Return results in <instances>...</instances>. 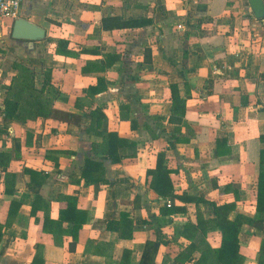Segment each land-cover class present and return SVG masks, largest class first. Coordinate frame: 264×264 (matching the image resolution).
<instances>
[{"label":"crops","instance_id":"1","mask_svg":"<svg viewBox=\"0 0 264 264\" xmlns=\"http://www.w3.org/2000/svg\"><path fill=\"white\" fill-rule=\"evenodd\" d=\"M21 19L45 29L46 38L20 44L11 38L12 21L0 26V152L14 156L18 148L20 153L7 173L0 167V223L11 202L21 205L13 226L3 231L0 264H32L35 244L44 247L45 264H120L125 250L132 251V264H138L146 242L156 239L169 244L161 248L156 264H182L177 256L187 242L181 233L196 220V207L185 205L187 212L173 215L170 224V217L161 215L170 199L151 190L152 178L147 176L159 153L166 156L176 195L236 201L231 219L238 214L264 219L256 212L264 149V20L255 19L247 0H29ZM133 22L140 25L120 29ZM178 25L184 30L178 31ZM60 39L70 42L76 57L56 54ZM82 49L99 53H80ZM107 54L119 61L104 70ZM15 63L36 73L38 89L46 82V71L51 72L49 102L82 115L81 126L43 118L5 119L1 111L18 76ZM88 64L94 65L84 73ZM99 78L106 79L107 91L94 97L84 94ZM172 85L186 100L180 124L169 123ZM77 101L85 111L76 109ZM96 108L105 115L101 132H115L129 143L118 149L121 161H104L105 183L100 185L82 178L87 158L103 161L105 156L102 136L87 132ZM26 169L49 175L40 195L51 202L52 220L66 208L58 201L60 195L77 196L87 223L75 250L69 251L72 237L59 246L43 232L42 209L32 215L37 194L29 187ZM8 176L15 178L10 193L5 192ZM227 186L229 192H222ZM231 191H238V198ZM174 203L183 206L177 199ZM122 214L135 223L132 240L106 229L108 221ZM239 239L246 264H260L264 231L246 224ZM89 241L95 244L87 252ZM98 244L108 246L98 250Z\"/></svg>","mask_w":264,"mask_h":264},{"label":"trees","instance_id":"2","mask_svg":"<svg viewBox=\"0 0 264 264\" xmlns=\"http://www.w3.org/2000/svg\"><path fill=\"white\" fill-rule=\"evenodd\" d=\"M106 21H103L105 24ZM142 24V23H141ZM140 23L133 22L123 24L120 29L125 27L139 26ZM70 42L68 40L60 39L57 41L56 54L65 57H76L77 53L69 48ZM80 53H99L95 50L82 49ZM146 57L151 61V50H146ZM119 57L115 54H107L105 61L101 63V69L107 70L116 62ZM94 64H88L83 68L86 73ZM14 69L18 71V76L14 79L12 87L9 89V94L4 100L1 115L5 119H16L18 121L26 122L28 119H48L61 121L69 125L81 126L82 115L75 114L69 111H64L53 107L47 98V85H52L51 72L46 71V82L40 89L36 88V73L29 67L15 63ZM108 85L105 78H99L95 86H90L84 90V94L94 97L107 91ZM170 100L173 103V116L169 123L180 124L186 115V100L181 99L179 90L176 85L171 86ZM76 109L85 111V105L77 101ZM93 120L87 129L88 134L102 136L104 140L105 156L103 161H96L87 158L82 169V178L88 184L100 185L105 183L104 178V161L112 160L113 163H118L122 158L118 155V149L128 145L129 143L123 141L117 133L110 132L103 134L101 132L102 123L105 115L101 109L96 108L91 112ZM0 129V134L3 132ZM260 142L264 144V135L260 137ZM20 142H16V146ZM96 146L93 144V147ZM15 155L11 153L0 152V167L7 173V169L11 165L14 158H20L19 149H15ZM165 154L159 153L157 157L156 167L147 171V176L151 177L150 188L162 199H170L172 201L171 207L161 209L163 217H170L169 224L172 221V216L177 214H184L187 212L185 205H195L196 220L189 221L183 228L181 238L187 242V247L180 252L177 260L182 264H246V258L241 254V245L239 236L244 225H250L264 231V219L255 220L248 218L243 214H238L236 218L231 219V214L237 209L236 201L218 202L211 198L201 197L197 195H189L183 193L176 195L171 181V170L165 165ZM25 174L31 177L30 189L37 194V198L33 204L32 215L36 216L37 212L42 209L45 212L43 221V232L50 234L56 245L63 246L65 237H72L73 241L69 245V251L76 249L80 231L87 223V213L78 209L77 196L60 195L58 201L64 202L66 208L60 211L59 219L54 221L51 219V202H45L40 195V190L45 185L49 175L43 171H35L26 169ZM12 176L7 177L6 193H10L9 184L15 182ZM231 186H227L222 192H229ZM238 198V191H231ZM179 200L183 206L175 205L174 200ZM206 205L212 209V216L206 217L202 211L201 206ZM21 208L20 203L13 201L9 205L8 215L4 223H0V243L3 239V231L8 230L13 226L17 219L18 212ZM256 212L264 214V149L261 151V159L259 165L258 175V192ZM68 224L67 228L64 225ZM135 223L128 214H122L119 220H110L107 222L106 229L110 232L119 234L120 239L132 240L134 238ZM212 228H217L220 233V239L217 245H212L208 241V235ZM198 235H202V240L197 243ZM95 242L89 241L87 244V252L93 247ZM169 245L164 239L150 240L146 242L143 254L140 257L138 264H156L157 257L163 246ZM106 244H98V250H103ZM35 254L32 264H45L44 247L40 244H35ZM198 253L200 256L196 260L194 255ZM132 251L125 250L120 264H132ZM264 261V240L261 247V261Z\"/></svg>","mask_w":264,"mask_h":264},{"label":"water","instance_id":"3","mask_svg":"<svg viewBox=\"0 0 264 264\" xmlns=\"http://www.w3.org/2000/svg\"><path fill=\"white\" fill-rule=\"evenodd\" d=\"M257 21L264 20V0H247ZM11 38L20 44L32 45L46 38V30L26 20L18 19L11 27Z\"/></svg>","mask_w":264,"mask_h":264},{"label":"built area","instance_id":"4","mask_svg":"<svg viewBox=\"0 0 264 264\" xmlns=\"http://www.w3.org/2000/svg\"><path fill=\"white\" fill-rule=\"evenodd\" d=\"M29 0H0V26L7 21H16L21 18V9L25 2ZM178 31H183L184 26L178 25ZM166 207L172 206V201L165 202Z\"/></svg>","mask_w":264,"mask_h":264},{"label":"rangeland","instance_id":"5","mask_svg":"<svg viewBox=\"0 0 264 264\" xmlns=\"http://www.w3.org/2000/svg\"><path fill=\"white\" fill-rule=\"evenodd\" d=\"M12 27V26H11ZM11 32V31H10ZM206 208V215L207 216H210L212 215V211L210 209V207H205ZM219 230L217 228H212L209 232V236H208V239H209V242L212 244V245H217L218 242H219ZM200 238H202V236H200ZM199 238V240H200Z\"/></svg>","mask_w":264,"mask_h":264}]
</instances>
